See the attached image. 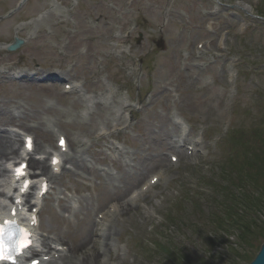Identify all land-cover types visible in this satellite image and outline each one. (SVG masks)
<instances>
[{"label": "rangeland", "instance_id": "374dc122", "mask_svg": "<svg viewBox=\"0 0 264 264\" xmlns=\"http://www.w3.org/2000/svg\"><path fill=\"white\" fill-rule=\"evenodd\" d=\"M18 2L0 0V44L26 40L0 49V71L14 64L0 72V128L19 121L36 140L50 134L46 150L61 132L81 143L85 164L79 175L63 163L40 236L103 248L96 215L146 184L132 210L110 218L111 251L98 264H169L171 250L226 264L237 240L213 233V196L231 153L250 146L239 140L264 130V0H29L3 19ZM16 69L40 74L14 79ZM71 80L79 93L63 92Z\"/></svg>", "mask_w": 264, "mask_h": 264}, {"label": "trees", "instance_id": "16d2710c", "mask_svg": "<svg viewBox=\"0 0 264 264\" xmlns=\"http://www.w3.org/2000/svg\"><path fill=\"white\" fill-rule=\"evenodd\" d=\"M245 138L238 143L242 147L249 143L250 146L244 151H236V155L231 153L233 159L230 162V158L227 159L221 168L225 178L219 181L222 185L213 196L217 203L212 210L213 233L228 236L233 232L237 240L231 245L234 256L230 255L226 264H250L261 246L252 258L248 257L249 253L257 248L258 243H264V130L250 133ZM211 187L217 189L213 184ZM167 253L166 256L171 257L169 264L210 263L206 258L193 261L176 250Z\"/></svg>", "mask_w": 264, "mask_h": 264}, {"label": "bare ground", "instance_id": "6f19581e", "mask_svg": "<svg viewBox=\"0 0 264 264\" xmlns=\"http://www.w3.org/2000/svg\"><path fill=\"white\" fill-rule=\"evenodd\" d=\"M245 9L250 10L248 6H245ZM9 124H15V122H10ZM5 133L2 134L0 132V211H4L7 206L10 204H14L15 198L11 197V193L17 192L16 184L12 182L9 176L11 172V161L15 159H19L22 157V154H20L21 144L18 140V136L20 135L17 132H14L15 135H18L17 137L13 135L10 132L4 131ZM13 135V136H12ZM15 136V137H14ZM44 139L39 138V140L35 144L34 151H41L42 148V142ZM69 148H71V145L69 144ZM75 153L73 154H61V156H66L67 160L71 162L73 165V170L71 172L78 173L79 171L84 170V165L81 164L76 158ZM26 158L28 157L27 154L25 155ZM29 163L30 168V178L32 179V182L34 183V187L39 183L43 181H47L50 185L49 189L52 188V185L58 184V177L56 175V172H54V169L59 167L52 165V160L50 164L45 161L44 158L35 159L32 157V155H29V160H26ZM34 169H37L34 171ZM136 187H132L130 190H125L124 193H121L118 195L115 199L112 200L111 203V210L108 213V216L105 217V220L110 222V218H113L115 216L123 215L124 213L132 210L133 206L137 203V201L140 198V195L134 194L131 196V198L128 199V195L131 191H133ZM41 187L39 189L40 193ZM9 196V197H7ZM5 197L7 199L5 200ZM39 206V200L37 201V206ZM32 208L28 210V212H31ZM27 212L23 211V215H25ZM110 226V223H109ZM37 231V230H36ZM54 234V233H52ZM56 235V234H55ZM103 248L93 246L89 248L87 245H85V241H80L77 244H71L65 247L63 244L65 237L63 236H57L52 237L47 235L44 239H40L38 237V234L36 232L35 234V240L37 242V249L32 250L30 253L34 257L38 258L40 257L42 260H44V264H98V261L101 259L103 260L106 256V254L111 251V238L114 236L110 229H104L103 230ZM97 237V235H96ZM105 240V243H104ZM68 243V242H67ZM53 245H56L55 248L52 249ZM62 247V248H58ZM45 257L48 258L45 260Z\"/></svg>", "mask_w": 264, "mask_h": 264}, {"label": "water", "instance_id": "95a60500", "mask_svg": "<svg viewBox=\"0 0 264 264\" xmlns=\"http://www.w3.org/2000/svg\"><path fill=\"white\" fill-rule=\"evenodd\" d=\"M20 44H22V41H19L17 44L10 46L9 49L15 50L20 46ZM250 264H264V244L261 246L259 253Z\"/></svg>", "mask_w": 264, "mask_h": 264}, {"label": "snow or ice", "instance_id": "6c2138e0", "mask_svg": "<svg viewBox=\"0 0 264 264\" xmlns=\"http://www.w3.org/2000/svg\"><path fill=\"white\" fill-rule=\"evenodd\" d=\"M63 143V142H62ZM6 257L4 256V254H3V248H2V246H0V260H3V259H5Z\"/></svg>", "mask_w": 264, "mask_h": 264}]
</instances>
